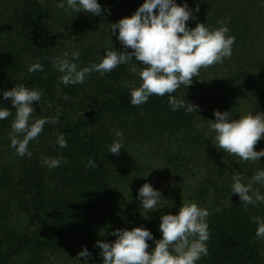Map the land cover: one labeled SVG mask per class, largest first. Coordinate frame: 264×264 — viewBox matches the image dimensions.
<instances>
[{"label":"trees","instance_id":"16d2710c","mask_svg":"<svg viewBox=\"0 0 264 264\" xmlns=\"http://www.w3.org/2000/svg\"><path fill=\"white\" fill-rule=\"evenodd\" d=\"M97 2L100 16L65 12L57 0H0V91L15 84L39 90L31 119L58 118L29 142L31 157L19 156L9 139L15 110L10 98H0V108L12 113L0 121V264H83V257L75 259L84 246L89 264H102L96 241L112 242L114 230L134 227L158 240L160 217L175 215L187 202L209 212L207 255L197 264H264L254 219L264 218V203L245 205L231 195L232 176L239 173L247 183L264 169V157L244 161L225 153L208 131L213 110L228 111L232 119L264 113V0H187L190 9L199 6L189 28L205 23L216 29L222 21L235 38L229 58L202 67L189 86L171 94L199 105L196 114L171 110L169 94L132 105L129 90L140 83L130 71L134 60L103 76L91 72L82 84L60 83L50 58L79 50L82 68L99 63L104 50L120 51L112 24L130 17L143 0ZM36 61L43 71L29 73ZM113 128L123 133L118 156L108 153ZM61 133L64 148L56 143ZM261 149L264 138L254 145ZM46 158L61 163L48 168ZM89 158L94 168L84 166ZM146 182L163 199L148 213L136 199ZM253 188L264 194V185ZM146 242L150 251L155 245Z\"/></svg>","mask_w":264,"mask_h":264},{"label":"clouds","instance_id":"9594fccd","mask_svg":"<svg viewBox=\"0 0 264 264\" xmlns=\"http://www.w3.org/2000/svg\"><path fill=\"white\" fill-rule=\"evenodd\" d=\"M56 6L65 12L101 15V5L97 0H57ZM104 11L110 14L107 7ZM193 11L198 13L199 6L190 9L187 0H182L179 5L176 0H143L130 17L112 24L110 32L122 46L120 51L112 48L104 50L105 55L100 56L99 63L82 68H78L76 63L80 57L79 50L50 58L52 65L61 73L60 83L65 86L82 84L91 72L103 76L117 66L134 60L137 64L132 65L130 71L140 83L129 90L132 105L146 103L152 95L163 97L169 94L171 110L183 108L187 113L196 114L200 110L199 105L187 102L185 98L177 99L171 94L181 85L185 88L189 86L202 67L222 63L229 58L235 38L226 35L229 29L222 21L218 22L220 26L216 29L207 28L205 23H196L194 28H189L186 22L195 19ZM27 71H43V66L36 61L28 65ZM0 98H10L11 108L15 110L9 133L10 147L19 156L31 157L29 142L38 137L46 123L55 125L58 118L31 119L33 102L39 105L41 92L24 84H15L11 90L0 91ZM10 115L12 113L8 108H0V121ZM213 116L215 119L209 120L208 131L212 133L217 149L244 161H260L264 157V149L254 150V145L264 138V113H250L232 119L228 111L213 110ZM110 131L114 139L108 146V153L118 156L123 149V133L115 128ZM56 143L61 148L67 146L63 133L57 136ZM60 163L58 159H45L48 168L57 167ZM84 166L94 168L95 163L89 158ZM242 179L239 173L232 176L231 195L238 194L245 205L264 203V194L253 188V184L264 185V169H258L247 183H243ZM161 197V192L147 182L136 193V199L145 213L156 209L163 200ZM208 215L206 209L195 203H182L175 215L160 217V239H154L152 233L143 227L116 229L110 233L115 237L112 242L98 240L94 247L100 249L98 255L102 264H197L202 256L207 255ZM254 219L257 225L255 236L264 239V218ZM146 241L155 245L150 251H146L149 249ZM90 256L84 246L75 260L83 257V264H89Z\"/></svg>","mask_w":264,"mask_h":264}]
</instances>
